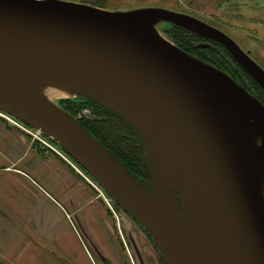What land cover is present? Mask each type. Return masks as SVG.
Returning a JSON list of instances; mask_svg holds the SVG:
<instances>
[{
    "label": "water",
    "instance_id": "1",
    "mask_svg": "<svg viewBox=\"0 0 264 264\" xmlns=\"http://www.w3.org/2000/svg\"><path fill=\"white\" fill-rule=\"evenodd\" d=\"M142 17L218 42L264 90V68L198 17L65 0H0V75L61 78L131 121L145 142L153 189L65 112L63 119L1 76L0 104L61 143L146 226L167 264H264V199L252 161L264 154V105L224 71L145 27ZM240 102L256 118L260 143L243 130Z\"/></svg>",
    "mask_w": 264,
    "mask_h": 264
},
{
    "label": "crops",
    "instance_id": "2",
    "mask_svg": "<svg viewBox=\"0 0 264 264\" xmlns=\"http://www.w3.org/2000/svg\"><path fill=\"white\" fill-rule=\"evenodd\" d=\"M54 151L0 117V264H143L130 220Z\"/></svg>",
    "mask_w": 264,
    "mask_h": 264
},
{
    "label": "rangeland",
    "instance_id": "3",
    "mask_svg": "<svg viewBox=\"0 0 264 264\" xmlns=\"http://www.w3.org/2000/svg\"><path fill=\"white\" fill-rule=\"evenodd\" d=\"M65 1H72V2H79L88 5H93L109 11H130V10L146 8V7H164L167 9L184 12L192 16L198 17L206 23L210 22L218 25L222 30L229 33V35L233 39H235L236 42L246 52H248L259 64H261L264 67V0H65ZM171 24H172L171 22L162 21L151 17V29L160 36L173 42L166 35V29L170 28ZM206 42L210 44L209 41ZM225 73L228 74L227 72ZM229 76L232 79H234L231 75ZM237 83L241 85V87L244 90L252 93L244 85H242L239 82ZM253 95L264 105V102L260 98H258V96H256L254 93ZM39 99L43 100L45 103L57 106L58 108L62 109L63 112H65L68 116L73 118L78 124H80L78 120L79 117L90 116L91 114H93L94 103L104 106L95 98L83 92H80L79 90L76 91L73 90L70 94H66V95L47 93L46 95H43V97H39ZM63 99L79 100V101H83L84 104L82 103L83 106L80 108V110H78V112H76V116H72L61 105V101ZM86 109H91V112L86 113L85 112ZM253 116L254 115H252V120H255L256 118H254ZM0 117L6 120L13 127H16L17 129L22 131V133L28 135L40 150L54 151V149H56L58 151L65 152L66 156L75 165L79 166L82 169L83 174L91 180L90 182L88 179H86V181H88V183L96 190V192L105 201V204L109 208V212L112 215H115L119 222H120L121 214L125 215L130 220V234L131 236L134 237L136 242L133 243V240L131 238H130L131 241L128 242L130 243L129 244L130 248H132V246L133 248L134 247L140 248V251H142L144 255L143 264L145 263L163 264L162 257H164V255L161 249L159 248V246L158 245L156 246L157 243L150 234L149 230L146 228V226L136 216H134L130 211H128L107 190V188L104 187L97 180V178H95L92 175L91 172H89L85 167L80 165V163L68 153V150L64 148L61 145V143H59L53 136L47 134L41 127L36 126L30 121H27L18 113H15L7 106L1 104H0ZM124 119L126 118L124 117ZM126 120L137 129V127L131 121H129L128 119ZM256 142L257 143L261 142V136L259 133ZM260 158L262 159L261 166L262 168H264V154H262ZM137 179L142 184L147 186L139 178ZM149 188L153 189V187H149ZM182 201H184V199L180 197V193L177 191L176 203L181 213L184 212ZM120 225L122 226L121 222ZM124 235L126 238L127 233H125ZM126 240H128V238H126Z\"/></svg>",
    "mask_w": 264,
    "mask_h": 264
},
{
    "label": "trees",
    "instance_id": "4",
    "mask_svg": "<svg viewBox=\"0 0 264 264\" xmlns=\"http://www.w3.org/2000/svg\"><path fill=\"white\" fill-rule=\"evenodd\" d=\"M210 24L220 28L214 23ZM166 35L179 48L227 72L264 102L263 88L237 63L224 46L173 23L166 29ZM82 103L84 104L83 101L71 99L61 101L63 108L72 116H76V112L83 106ZM78 120L132 174L148 187H153L144 141L131 123L109 107L97 103L93 105V114L79 117ZM162 258L163 264H166L164 257Z\"/></svg>",
    "mask_w": 264,
    "mask_h": 264
},
{
    "label": "bare ground",
    "instance_id": "5",
    "mask_svg": "<svg viewBox=\"0 0 264 264\" xmlns=\"http://www.w3.org/2000/svg\"><path fill=\"white\" fill-rule=\"evenodd\" d=\"M141 23L151 29V20L140 18ZM4 78L7 82L17 85L22 89L26 90L29 94L39 99V97H43L47 93L52 94H70L73 90L76 91L80 88L69 81L63 80L61 78H57L51 76L49 74H40V73H33V72H25V71H15L9 70L1 73L0 75ZM10 76H13L12 78ZM41 100V99H39ZM52 109L63 119H66L65 114L62 109L58 108L57 106L52 105ZM238 112L241 116V123L244 132L248 136L251 141H256L258 137V129L254 120H252V115L248 111L247 106L244 102H240L238 104ZM73 127L76 128V122H73ZM82 132V131H81ZM82 134L86 136L89 140L93 142V144L100 149V152L103 150L99 148L100 146L92 139V137L85 135L83 132ZM99 146V147H98ZM104 153V152H103ZM253 164L256 168L257 172V180L260 187V191L262 197L264 199V168L261 166L262 159L258 156L253 155L252 157ZM185 223L186 217L182 216Z\"/></svg>",
    "mask_w": 264,
    "mask_h": 264
},
{
    "label": "built area",
    "instance_id": "6",
    "mask_svg": "<svg viewBox=\"0 0 264 264\" xmlns=\"http://www.w3.org/2000/svg\"><path fill=\"white\" fill-rule=\"evenodd\" d=\"M85 112L89 113V112H91V109H86Z\"/></svg>",
    "mask_w": 264,
    "mask_h": 264
}]
</instances>
